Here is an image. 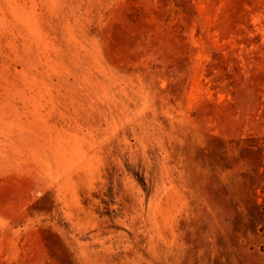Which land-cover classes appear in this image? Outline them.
Here are the masks:
<instances>
[{
	"label": "rangeland",
	"instance_id": "rangeland-1",
	"mask_svg": "<svg viewBox=\"0 0 264 264\" xmlns=\"http://www.w3.org/2000/svg\"><path fill=\"white\" fill-rule=\"evenodd\" d=\"M0 264H264V0H0Z\"/></svg>",
	"mask_w": 264,
	"mask_h": 264
}]
</instances>
